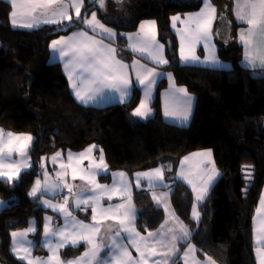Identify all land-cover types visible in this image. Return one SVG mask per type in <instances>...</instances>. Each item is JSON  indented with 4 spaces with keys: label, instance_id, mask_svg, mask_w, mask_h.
Instances as JSON below:
<instances>
[{
    "label": "trees",
    "instance_id": "obj_1",
    "mask_svg": "<svg viewBox=\"0 0 264 264\" xmlns=\"http://www.w3.org/2000/svg\"><path fill=\"white\" fill-rule=\"evenodd\" d=\"M202 3L150 0L127 6V23L121 25L94 6L103 21L120 30L137 29L145 19L157 20L162 38L171 42L167 55L176 82L197 99L190 124L180 126L163 117L161 92L168 84L166 78L157 86L154 113L145 120L133 115L141 100L138 87L124 103L93 106L79 102L62 65L51 59V44L61 35L84 28V23L73 17L59 24L15 27L10 1L0 0V126L34 137L33 166L14 182L0 179V197L8 202L0 210V264H27L13 253L11 233L25 228L32 219L36 221L34 253L47 254L40 241L43 217L50 211L43 207L41 197L29 195L40 175L41 158L81 151L91 144L100 147L111 171L132 174L162 165L174 187L176 211L192 229V240L202 255L220 264H258L254 216L264 188V71L255 73L242 64L243 46L234 42L240 26L237 22L232 44L225 46L218 41V56L229 66L180 63L172 16L198 10ZM81 17L84 19V14ZM118 40V44L113 42L118 56L131 62L135 54L126 48L127 37L119 33ZM200 149L213 151L221 176L201 204L202 217L196 223L191 214L192 190L176 175L181 160ZM134 198L140 208L139 228H156L163 220V210L152 204L146 189L136 190ZM79 214L88 218L90 213ZM60 220L57 216V222ZM72 250L64 248L63 253Z\"/></svg>",
    "mask_w": 264,
    "mask_h": 264
},
{
    "label": "crops",
    "instance_id": "obj_2",
    "mask_svg": "<svg viewBox=\"0 0 264 264\" xmlns=\"http://www.w3.org/2000/svg\"><path fill=\"white\" fill-rule=\"evenodd\" d=\"M20 5H23L25 8H29V2L28 0H17ZM246 0H233L231 1L232 11H230V14L234 20V22H237L240 24V26L237 29V37L235 42H239L243 46V58H242V64L245 67H248L252 69L255 73H262L264 71V38H262L259 34L256 35L253 42L251 44H246L245 41L248 40V37L245 36V40H241V33L246 32L249 28V25L237 17V5L245 3ZM258 4V0H256ZM210 3V2H209ZM69 4V0H57V3L50 6L49 10L47 12L42 13L41 10H37L36 12H31L29 15L22 14L19 19H16V26L15 27H21V28H31L27 27L28 24H33L32 21L28 19L31 14H33L34 19L37 21L35 23H38V25L42 24H50L45 23L44 21L51 16V12L53 10H57L59 8L64 7L65 5ZM204 4V3H203ZM212 7L215 8V18H212V14L210 12H206V15L204 17V21L206 22L208 19H211V25L209 28L208 41H205L204 39L198 38L200 33L197 30V24H189L185 23L184 20H190L189 17L192 14L201 12L202 9H204V5L201 6L198 10L186 12L184 14H176L172 16V23L171 27L174 33L177 35L179 40V46H180V63L181 64H191V65H200V66H207V67H217V68H224L229 66L226 62L222 61L218 56V39L216 34V26H217V17L220 10V5H218L216 2L215 4L210 3ZM241 14H244L243 9H239ZM260 9L257 7V12H259ZM69 15V13H68ZM173 17H178L175 22L173 21ZM66 20V19H64ZM11 21L13 23V18L11 17ZM155 19H145L142 22H149L153 24L155 22ZM36 25V26H38ZM141 25V23H140ZM139 25V26H140ZM14 26V25H13ZM155 26L158 30V23L155 22ZM34 27V26H33ZM139 29V27H138ZM78 32H86L87 36L82 38L83 40H88V37L95 38L97 34L90 32L86 30L85 28H79L76 29L69 34L61 35L58 38L54 40H62V44L57 45V50H53L51 46V59L54 62H59L62 65V68L67 75L69 79V74H72L70 72H78L79 67L77 65L69 64L68 69H65V63L67 61L66 57H61L58 49L62 47L64 44H71L72 41H70L68 38L72 37L74 33ZM64 36V37H63ZM189 36L190 43L194 50L192 53L188 54L185 51L184 44L182 37ZM155 38V36H154ZM53 40V41H54ZM207 44V46H206ZM52 45V44H51ZM92 46L99 47V45H96L93 41ZM183 46V52L185 56H195L199 58L200 62L192 61V62H184L181 60V47ZM104 52V48H101ZM246 51L248 52V57L246 58ZM115 60H118L121 62V58L117 55L118 52L115 50ZM105 56V52H104ZM215 58L216 61H218V64H212L211 60L212 58ZM124 62V61H122ZM126 63V62H125ZM75 65V66H74ZM128 68L120 69L119 65H114L115 71L113 72V76L116 77V79L110 80V83L119 85L121 83L122 78H127L129 81V94L127 97H122L121 93L114 88H105L102 92H100L98 95L95 96L93 100L88 101L87 103H83L86 105H93V106H106L113 103H124L131 99L132 93L134 91L135 87H138L141 91V100L137 108L140 106L141 101L146 102L148 114L146 116L140 117L135 116V118H138L140 120H145L148 117H151L154 113L152 103L156 96V90L157 86L161 79H163V75H166V79L168 81L167 86L162 90L161 92V102H162V113L163 117L166 121L170 123H174L177 125H184V124H190L195 106H196V95L191 93L186 86L180 85L176 83V80L173 76V73L171 71H167L166 73L164 71H160L154 79L155 83L152 86L150 97L145 100V89L144 85H141L137 81V73H140V78L143 79L146 75V72L143 70H135L133 65L130 67L128 65ZM75 67V68H73ZM162 72V74H161ZM73 75V74H72ZM86 75V74H85ZM73 77L76 78L75 75ZM70 85L72 88V92L75 95V90L72 87L73 81L70 80ZM79 84V80L77 79V82ZM81 87L86 88L87 84L81 85ZM184 88L187 91L188 96H190L191 99V108L190 112H185L183 108L177 106L174 103V97H184V93L176 92V89ZM83 94V93H82ZM76 97V95H75ZM77 98V97H76ZM77 100L81 102L78 98ZM82 103V102H81ZM168 111L169 113H172V115H165V111ZM135 111V110H134ZM133 111V113H134ZM141 111H145V109H141ZM187 115V120L185 121L183 119V116ZM134 118V119H135ZM90 146H95L92 153L85 156L80 157V154L85 152L86 149H88ZM210 152V157L203 155L204 153ZM57 153V152H56ZM61 156L57 159V163L62 162L65 168V174L67 175V185L72 188V193L68 192V188L66 187V194H62L57 198H50V197H42V205L43 207L50 211L44 214L43 217V231L41 235V245L43 244V241L45 239L44 236V224L46 223L45 218L51 217V221L49 222V229L53 230L56 228H62L65 224V218L64 214L60 211H53L51 208L45 206L43 204V201L47 200L52 205L57 206H65L67 207L71 212L72 216L75 217L76 220L83 221L86 224L92 225V224H98L100 226V232L98 234L89 233L88 230H84L85 235L92 234L96 237L95 243L99 245V252L97 254L96 260L93 261V264H96V261H107L111 260L112 264H136L138 260H140L139 253L136 251L135 247L132 245L130 240H125L124 237L128 236V233L123 231L124 227L131 229H135V232H139L141 236L147 238L148 233H156L158 230H160V237L158 239L160 240V243H156L153 245V248H150L147 251L148 254V264H153L154 261H159V264H206L208 258H211V260L214 262V264H220L218 261H216L211 256L205 254L202 255L200 252L199 247L196 245V243L192 240L193 231L192 229L186 224L184 219L178 214L176 211V208L174 206V203L172 201V195L174 187L169 183V181L166 179V175L164 172V169L162 165H157L154 167H150L144 170H138L133 172L132 174L128 173L125 170H113L111 171L108 167V163L106 161V157L103 153L104 157V166H106V170L103 168L99 170V174H96L98 171L96 168V165L99 163V157H100V147L96 144H91L85 149L81 151H73V150H67L66 152H60ZM69 153L72 154V160L69 161L68 155ZM185 157L188 159L185 160ZM180 162L178 169H177V175L176 177L183 181L191 190L193 193V203L191 207V214L192 218L196 223H199L202 217L201 212V204L205 201L206 197L208 196L209 192L211 191L214 184L218 181V179L221 176L220 170L217 168L215 163V158L213 151L211 149H200L197 151H194L188 155H186ZM60 160V162H58ZM161 168L162 174H163V180L162 182L158 183L154 187H149L148 185V178L147 177H140L139 179V187L137 186V173H144L149 172L151 173L153 170ZM73 169L76 170L75 176L76 178L73 179ZM181 172H183V175L188 178V180L192 181V184L188 183V180L181 177ZM124 173V177L121 178L119 175H116L115 177L113 174H119ZM83 176L84 178L81 179L80 177ZM209 176H212L213 179L211 182H208ZM114 179L117 181L115 188L111 192L101 191L100 188H97V185L100 186H108L109 188L113 187V181ZM124 180L128 183L129 188L128 191H123L121 188L120 181ZM193 186H195V191H193ZM207 187V191L205 192L204 189ZM146 189L149 191L152 204L163 210L164 217L161 223L154 229H145L141 230L138 226V220L140 218V208L137 205V202L134 198V193L136 190ZM264 189V188H263ZM131 196V199H128V196ZM83 196L84 198L91 199L88 200V205L90 206H84L82 205L81 208H76V198L79 196ZM197 195H201L203 198L200 200H197ZM111 196V199H108V197ZM155 196V199H154ZM65 197L68 198V203L65 205ZM262 198H264V193ZM262 200V199H261ZM261 200H259L255 216H254V242H255V255L257 259L258 264H264V239H258L264 233V206L261 205ZM157 201H160V203H157ZM118 204L124 205V207L120 208L118 212H102V209H108L112 208L115 209V206ZM92 207L96 208V220L93 221V213H92ZM79 211H82L85 213H90L89 217L86 218L79 214ZM145 211V210H144ZM143 211V212H144ZM196 213L194 215L193 213ZM127 212V218L125 219V213ZM135 213V216L133 217L132 213ZM146 214V212H145ZM57 216L61 218L59 222H57ZM112 216H116L115 219L109 218ZM144 216V214H143ZM144 218V217H143ZM119 219H125V224L121 226L119 224ZM69 224H71V217L68 218ZM165 225L163 229H161V225ZM182 229H186L190 232V235L186 239H180L178 241L172 240V233H175L177 236L182 235ZM171 230V232L169 231ZM36 231V228H35ZM34 231V233H35ZM120 231L121 235L119 237H116L114 234L115 232ZM33 233V234H34ZM72 228L69 227L67 231L65 232L66 236H69V241H66V244L70 242L72 238L79 239V234H72ZM33 234L31 235L33 244L35 247V241L33 238ZM132 235L134 236L135 233L133 232ZM53 240V247H55V241L61 239V237H49ZM116 239L121 241L125 244V246L128 249V252L131 255V262L129 261V258L127 256H117L114 255L115 249L109 250L112 245V240ZM136 242L140 243L141 249L143 250V244L139 241V238H136ZM149 244H152V240H148ZM173 245H175V249H173ZM191 245L194 249L189 255H185L186 252H188V246ZM82 246V248H78ZM166 246V247H165ZM44 250H46L45 256H39L34 253V250L31 249L30 255L31 258H40L41 260L48 261L51 257L49 264H57V260L59 261H71L76 258L82 257L83 254L86 251H89L90 246L87 242L81 241L78 246H72L73 249L69 254H64L63 249L68 248L61 247L58 249L56 255H53L52 252L49 251L48 247L42 246ZM155 250L157 253L155 256L152 255V251ZM174 252V254H173ZM143 264V262H141Z\"/></svg>",
    "mask_w": 264,
    "mask_h": 264
},
{
    "label": "snow or ice",
    "instance_id": "obj_3",
    "mask_svg": "<svg viewBox=\"0 0 264 264\" xmlns=\"http://www.w3.org/2000/svg\"><path fill=\"white\" fill-rule=\"evenodd\" d=\"M30 4V10L31 12H36L38 9L41 10L42 13L47 12L51 5L57 3V0H28ZM96 0H92V3L94 4ZM11 6L13 8V11L10 13V16L13 18V25L15 26V18L17 16L16 8L18 7L16 0H10ZM100 7H103L104 0H99ZM21 7L23 5H20ZM71 6L75 9V16L77 20H80L82 23L87 25L89 28H91L93 31H95L96 27H99V29L107 34L108 36H114L115 34L111 32V30L104 27L103 24H100V22L97 20L96 13L93 12L91 15V19H83L81 17V8L83 7V0H69V5H65L62 8H59L57 10H53L51 12L50 18L46 19L45 23H54L59 24L64 19H67L69 21L72 20V17L68 15V7ZM257 7H259L260 11L257 12ZM238 11H237V17L239 20L247 23L249 25V28L246 32L241 33V40H245V36L248 37V40L245 41L246 44H251L256 37L257 34H259L262 38H264V0H258V4L256 0H246L243 4L237 5ZM239 9L244 10V14H241ZM205 10L207 12H210L212 14V18H215V8L211 6L209 3V0H204V9L201 10L199 13L192 14L189 19L197 24V30L200 33L199 37L200 39H204L205 41H208L209 36V28L211 25V19H208L206 22L204 21V17L206 15ZM178 17H173V21L177 20ZM27 27H32V24L26 25ZM144 25H141V30L144 29ZM154 27V22H153ZM86 32H78L74 33L72 37L68 38L70 41H72L71 44H64L62 47L58 49L61 57H66L67 61L65 63V69H68L69 64H75L79 67V71L76 73V77L79 80V84L76 82H73L72 87L75 90L76 97L82 102L87 103L90 100H93L96 95H98L100 92H102L105 88H114L115 90L119 91L121 93L122 97H127L129 94V81L127 78H122L121 83L119 85H115L110 83V80L116 79V77L113 76V72L115 71L114 65H119L120 69L128 68V65L122 64L120 61L114 59V49L107 48L106 45L100 44L99 42H95L99 45V47H94L91 44H89L86 40H83L82 38L86 37ZM91 37H88V40H91ZM63 40V38H62ZM62 40H54L52 42V48L53 50H57V45L62 44ZM141 44V47L139 49H136L134 47V50H138L141 53L145 52L149 48L159 47L162 48V46H157L155 44V38L154 36L151 39H141L139 41ZM207 46V44H206ZM100 48H104L109 54H112L113 61L109 62L107 57L103 56L100 52ZM151 59H153L157 64H167L168 61L163 59L159 55H152L151 52L148 53ZM248 57V52L246 51V58ZM181 60L184 62H200L198 57L193 56H185L183 52V46L181 47ZM212 64H218V61L215 60L213 57L211 60ZM143 67V66H141ZM144 72H146V75L143 79L140 78V73H137V81L139 84L144 85L145 89V100H147L150 97L151 89L153 84L155 83V77L159 75L154 71V69L146 68L143 69ZM86 74V75H85ZM69 79L73 80L72 74H69ZM87 84L86 88L81 87V85ZM179 93H184V97H174V103L183 108L184 111L190 112L191 108V97L188 96L186 89L179 88L175 90ZM83 93V94H82ZM145 109V111H141V109ZM147 105L144 101H141V104L138 108L135 109L133 115L135 116H146L148 114ZM165 115H172V113H169L167 110L165 111ZM183 119L187 120V115L183 116ZM13 134L9 133L8 137L12 138ZM16 140L22 139V137H15ZM23 139H26L28 141H31V137H23ZM27 147L26 145H21V148ZM95 146H90L88 149L85 150V152L80 154V157H85L92 153ZM4 151V145L3 142L0 141V153ZM12 151V148L9 147V152ZM101 154L99 157V163L96 165L97 172L96 174H99V170L102 168L106 170V166H104V157L103 152L100 150ZM203 155L210 157L211 153H204ZM61 156V153H56L53 157H51V160L53 163H56L57 159ZM72 154L69 153L68 159L69 161L72 160ZM5 159V157L0 156V161ZM188 158L185 157V160ZM43 166V165H42ZM63 168V165H61ZM76 170L73 169V179L76 178L75 176ZM7 175L5 172H0V177H3ZM61 173H57V176H60ZM116 175H119L121 178L124 177V173L119 174H113L115 177ZM137 186L139 187V179L140 177H147L148 178V185L149 187H154L158 183L162 182L163 180V174L162 169L157 168L153 170L151 173L144 172V173H137ZM181 177L188 180L186 176L183 175V172H181ZM81 179L84 177L81 176ZM13 179L12 176H8V180L11 181ZM213 179L212 176H209L208 182H211ZM117 181L114 179L113 181V187L109 188L108 186H100L97 185V188H100L101 191L111 192L116 186ZM189 184H192L191 180H188ZM121 188L123 191H128L129 185L126 181L121 180L120 181ZM65 187L68 188V192L72 193V188L65 184ZM60 188V184L53 183L48 184L47 183V173H45V184L43 187H41V181L40 179H37L35 181V186L30 191L29 195L32 197H38V193L40 192H49V191H56ZM195 186H193V191H195ZM204 191H207V187H205ZM203 197L201 195H197V200L202 199ZM89 198H84L82 195L76 198L75 207L81 208L82 205L84 206H90L88 205ZM108 199H111V196L108 197ZM128 199H131V196L129 194ZM155 199V196H154ZM68 203V198L65 197V205ZM157 203H160V201H157ZM43 204L49 208H51L53 211H60L64 214L65 218V224L62 228H56L53 230L49 229V222L51 221V217H46V223L44 224V236L45 239L43 241V244L41 246L48 247L49 251L53 253V255H56L57 251L61 247H72V246H78L81 241H85L90 246L89 251H86L82 257L76 258L71 261H59L57 260V264H93V261L96 260L97 254L99 252V245L95 243L96 237L92 234L85 235L84 230H88L89 233L98 234L100 232V226L98 224H86L83 221L76 220L75 217L72 216V212L65 206H57L50 204L47 200L43 201ZM261 205L264 206V198L261 200ZM124 207L122 204H118L115 206V209L108 208V209H102V212H113L118 210L120 208ZM92 213H93V221L96 220V208L92 207ZM196 215L195 211L193 213ZM133 217L135 216V213H132ZM71 217V224H69L68 218ZM112 219H115L116 216L109 217ZM127 218V212L125 213V219ZM125 219H119V224L123 226L125 224ZM71 227L72 228V234H79V239L72 238L69 243L66 244V241H69V236L65 235V232L67 229ZM165 225H161V229H163ZM35 227L30 226L27 229V232H34ZM123 231L128 233V236L124 237L125 240H130L132 245L135 247L136 251L139 253L140 260L136 262V264H148V254L147 251L150 248H153V245L156 243H160V240L158 237H160V230H158L156 233L149 232L147 238L140 235L139 232H135V229H129L127 227L123 228ZM171 232V230H169ZM135 233L133 236L132 233ZM25 233H17L12 232L11 236L13 237V247L12 251L17 256V258L21 261H26L27 264H49L51 257L48 261L41 260L40 258H31L29 247L32 246L31 241L26 240H19L17 241L15 238L17 236L23 237ZM116 237H119L121 235L120 231L115 232L114 234ZM190 235V232L186 229H182V235L177 236L175 233H172V240L178 241L180 239H186ZM61 237V239L55 241V247H53V240L49 237ZM136 238H139V241L143 244V250L141 249L140 243L136 242ZM258 239H264V233ZM148 240H152V244L148 243ZM23 247L24 255H21L19 252V248ZM166 247V246H165ZM115 249L114 255L117 256H127L129 258V261L131 262V255L128 252L127 247L124 243H122L119 240L113 239L112 245L109 250ZM173 249H175V245H173ZM192 251H194L193 247L191 245L188 246V252L185 253V255H189ZM157 253L155 250L152 251V255L155 256ZM174 254V252H173ZM96 264H112V261L109 259L107 261L101 260L96 261ZM153 264H159V261H154ZM199 264V262H197ZM206 264H214V262L211 260V258H208Z\"/></svg>",
    "mask_w": 264,
    "mask_h": 264
},
{
    "label": "rangeland",
    "instance_id": "obj_4",
    "mask_svg": "<svg viewBox=\"0 0 264 264\" xmlns=\"http://www.w3.org/2000/svg\"><path fill=\"white\" fill-rule=\"evenodd\" d=\"M8 1H10V0H8ZM149 1L150 0H124V2H123L121 0H104L103 7H100L99 0H96V2L94 4L92 3V0H83V7L81 8V15L84 14V19H91L92 13L95 12L97 20L100 22V24H103L105 28L111 30V32L115 34L114 36H108L107 34L103 33L99 29V27H96L95 31H93L91 28H89L87 25L84 24V28H86L90 32L97 34V36H95V38H92L91 40H87V42L91 45H92L93 41L99 42L100 44L106 45L107 48H109V49H114V50L118 51V47L116 44H118V42H120L118 40V35H119V33H121V36L127 37L128 44L126 45V48L130 49L135 54V56L131 62H127V61L121 59L122 64L130 65V67H132V65H133L134 72L136 69L137 70H143L146 68H150V69H154V71L156 73H159L160 71H164L165 73L167 71H171L173 73L172 61H170V59L167 55V51L171 46V42L169 39L166 40V39L162 38L160 32L157 30V27L155 26V22H157L156 19H155L156 21L154 22V27H153V24H151L149 22H141V25L143 24L145 26L143 30H141V25L139 24L140 25V26H138L139 29L137 28L134 30L125 31L123 29L122 30L118 29L117 25L108 24L105 21H103L97 15V9L94 7V6H96L98 8H101L105 12V15L107 17L114 19L117 23H119V25H121V24L127 23V16L125 15V9L127 6L145 4V3H148ZM172 1H176V2H197L199 0H172ZM231 1H233V0H209V2L213 3V4H215V2H216L218 5H220L221 8L224 6L225 3H229L230 11H232ZM16 2H17V0H16ZM87 3H89V5H87ZM203 3H204V0H203ZM203 3H202V5H204ZM17 5H18V7L15 9L17 12V16L15 18V24H16V19H19L22 14H24V15L28 14L29 15L31 13L30 4H29V8H25L23 6L21 7L20 3H18V2H17ZM12 11H13V8H12ZM68 13L72 18L76 17L75 16V9L71 6L68 7ZM28 19L33 22L32 25L34 27L36 25H38V23H35L37 20L34 19L33 14H31L30 17H28ZM184 22L189 23V24L194 23L191 20H187V21L184 20ZM153 36H155V44L157 46H162V48H159V47L149 48L143 53H141L138 50H134V47L136 49H139L141 47V44L139 43V41L141 39H146V38L151 39ZM182 40H183L185 51L188 54L192 53L194 48L192 47V45L190 43L189 36L182 37ZM113 42H115L116 44H114ZM96 45H98V44H96ZM100 52L102 53L103 56H104V52H105V57H107L109 62L113 61L112 54H109L105 49L103 52L102 49L100 48ZM149 52H151L152 55H154V56L155 55L161 56L163 59L167 60L168 63L167 64H157L153 59H151V57L148 54ZM179 53H180V46H179ZM114 59H115V54H114ZM122 61H124V62H122ZM141 66H143V67H141ZM73 68H75V67H73ZM70 72L76 76L77 72H73L71 70H70ZM161 74H162V72H161ZM173 76H174V73H173ZM163 77L166 78V75H163ZM72 81L77 82V77L76 78L73 77ZM188 124H184V125H180V126H187ZM9 133L13 134L11 141H10V138L8 137ZM17 136L22 137V139L16 140L15 137H17ZM27 136H30L32 138L31 141L23 139V137H27ZM33 139H34V137L30 133L4 130L0 126V141H2L3 145H4V151L2 153H0V156L5 157V159L0 161V172L7 173V175L0 177V179L9 181L8 176H12L13 179L10 182H14L15 180H17L20 177V175L23 171L28 170L29 168H31L33 166V161H32L33 158L31 156V147H32ZM21 145H26L27 147L21 148ZM9 147L12 148L11 152H9ZM55 154L56 153H53L51 155L44 156L41 158L40 175H38L36 177L35 181L37 179H40L41 187H43V185L45 184V173H47V183L53 184V183L58 182L60 184V188L54 192L49 191L46 193L45 192L38 193V197H41V200H43L42 197L43 198L44 197L57 198L60 195L59 192H61L63 195L66 194L65 184H67V175L65 174V170L63 169L65 167L62 164V162H60V160H58V162H60V163H57V165H56V163L52 162L51 157H53ZM61 165H63V168L61 167ZM57 173H61V175L57 176ZM248 176H249L248 178L251 179V175H248ZM35 181L31 187V190L35 186ZM263 193H264V189L262 190L260 200L262 199ZM6 206H8V202L5 199L0 197V210L5 208ZM30 226H33L36 228L35 219H32L30 221L29 225L26 226L25 228L15 230L13 232L25 233V235L23 237L17 236L15 239L17 241H19L21 239L26 240V241H31L32 246L29 247V250H31V249L34 250V244H33L34 242H33L32 237H31V235L34 232H27V229ZM12 241H13V237H12ZM12 247H13V242H12ZM19 252L21 255H24L23 247L19 248Z\"/></svg>",
    "mask_w": 264,
    "mask_h": 264
},
{
    "label": "water",
    "instance_id": "obj_5",
    "mask_svg": "<svg viewBox=\"0 0 264 264\" xmlns=\"http://www.w3.org/2000/svg\"><path fill=\"white\" fill-rule=\"evenodd\" d=\"M233 32L234 20L230 14V5L229 3H225L220 8L217 17L216 34L218 41L225 46H229L232 40H234Z\"/></svg>",
    "mask_w": 264,
    "mask_h": 264
},
{
    "label": "flooded vegetation",
    "instance_id": "obj_6",
    "mask_svg": "<svg viewBox=\"0 0 264 264\" xmlns=\"http://www.w3.org/2000/svg\"><path fill=\"white\" fill-rule=\"evenodd\" d=\"M121 1H124V0H121Z\"/></svg>",
    "mask_w": 264,
    "mask_h": 264
}]
</instances>
